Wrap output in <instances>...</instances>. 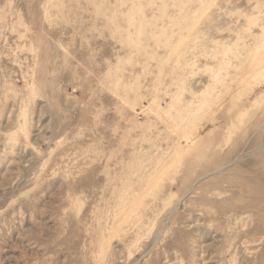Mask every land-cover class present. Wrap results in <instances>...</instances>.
<instances>
[{"label":"rangeland","instance_id":"rangeland-1","mask_svg":"<svg viewBox=\"0 0 264 264\" xmlns=\"http://www.w3.org/2000/svg\"><path fill=\"white\" fill-rule=\"evenodd\" d=\"M0 264H264V0H0Z\"/></svg>","mask_w":264,"mask_h":264},{"label":"bare ground","instance_id":"bare-ground-1","mask_svg":"<svg viewBox=\"0 0 264 264\" xmlns=\"http://www.w3.org/2000/svg\"><path fill=\"white\" fill-rule=\"evenodd\" d=\"M167 43H165V45H166ZM262 75V74H261Z\"/></svg>","mask_w":264,"mask_h":264}]
</instances>
